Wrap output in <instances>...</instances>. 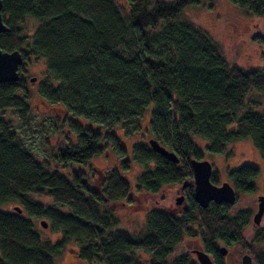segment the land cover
I'll list each match as a JSON object with an SVG mask.
<instances>
[{"label":"trees","instance_id":"16d2710c","mask_svg":"<svg viewBox=\"0 0 264 264\" xmlns=\"http://www.w3.org/2000/svg\"><path fill=\"white\" fill-rule=\"evenodd\" d=\"M201 1L126 0L123 11L113 0H1L9 31L0 33V49L18 50L23 61L42 59L47 77L40 95L83 121L62 122L74 140L55 149L56 162L85 165L110 150L119 164L98 170L93 182L82 171L67 177L36 160L0 115V206L15 204L21 210H0V264H55L71 241L85 264H196L178 252L187 238L198 240L213 263L221 261L220 243L240 244L254 264H264V229L249 240L243 236L251 209L237 210L238 198L232 206L209 203L206 208L192 198L189 160H202V152L190 136L202 139L214 154L230 142L249 139L264 161V69L247 71L229 63L208 35L173 20ZM228 1L252 16L264 15V0ZM28 20L37 22L31 33ZM148 106L153 137L176 154L178 163L143 142L133 143L132 159L143 168L133 191L124 177L126 151L111 129L118 124L126 134L138 129ZM5 108L21 119L29 115L23 77L0 83V112ZM257 174V168L242 165L227 176L234 191L246 195L254 192ZM210 182L217 185L215 174ZM185 183L186 206L172 214L163 201L171 204ZM136 192L151 206L145 228L129 233L117 228L112 206ZM31 193L52 204L32 201ZM23 212L44 218L58 239L42 240Z\"/></svg>","mask_w":264,"mask_h":264},{"label":"rangeland","instance_id":"374dc122","mask_svg":"<svg viewBox=\"0 0 264 264\" xmlns=\"http://www.w3.org/2000/svg\"><path fill=\"white\" fill-rule=\"evenodd\" d=\"M113 1L123 11L127 9L126 0ZM168 1L170 0H150L151 4ZM173 20L187 23L208 35L229 63L247 71L264 69V15L260 17L252 16L245 10L231 4L228 0H202L196 5H188L181 9ZM36 24V21L28 20L27 31L31 33ZM21 71L27 88L29 115L25 119H21L13 112V109L9 108L2 110L0 115L9 121L22 146L29 150L36 160L45 162L50 170H56L67 177L74 171H82L90 181L93 180L92 177L96 175L98 170L101 171L109 166L119 164V160L110 150L103 151L102 154L93 157L85 165L57 163L54 158L55 149L59 145H65L68 141L74 140V135L68 128L67 123L62 124V122L66 119H72L79 123H83V121L67 113L62 104L50 103L40 95V84L47 77L42 59L30 57L24 60ZM31 78H35V80L31 82ZM252 96L260 98L256 92ZM150 110L151 106L144 110L136 130H131L126 134L120 124L111 129L126 151L125 159L129 161V166L124 173V177L132 186L133 191H136V180L143 168L132 159V145L135 142H143L148 145L149 139H155L150 130ZM190 139L202 152L201 159L207 160L211 164L218 185L224 181L229 182L227 173L242 165L257 168L258 174L253 180L254 192L246 195L238 194L239 198L236 204L239 209H251L252 216L256 210V198L261 195L264 196V161L254 149L251 141L245 139L230 142L226 145L223 153L214 154L205 150L206 143L202 139L194 136H190ZM138 193L136 192L137 195L133 199L123 200L121 203L112 206L118 221L117 228L129 233H138L145 228V215L151 206L147 202V196ZM175 196L178 195L175 194L173 198ZM29 197L32 201L41 203L44 206L52 204V200L46 196L31 193ZM169 202L167 200L163 201L167 208L173 207L172 203ZM13 206L15 204L6 203L0 206V210L11 212ZM63 209L65 210V208ZM22 215L33 222L34 228L38 231L42 240L54 242L58 239V233L50 230L47 226L44 228L40 225L39 222L45 221L44 218H30L25 212ZM259 226L264 229V213ZM257 230L258 228L252 223L250 217L249 224L243 229L245 240H249L252 235L256 234ZM199 245L198 240L187 238L179 246L178 252L187 253L195 261L191 250L200 249ZM218 246H223V244L219 243ZM75 250L76 244L72 241L69 242L65 250L54 258L55 264H85L76 257ZM226 250L228 254L225 264H238L241 256L246 253V249L240 244L226 247ZM138 255L142 258L147 257L144 252H139Z\"/></svg>","mask_w":264,"mask_h":264},{"label":"water","instance_id":"95a60500","mask_svg":"<svg viewBox=\"0 0 264 264\" xmlns=\"http://www.w3.org/2000/svg\"><path fill=\"white\" fill-rule=\"evenodd\" d=\"M1 8L2 2L0 0V33H7L9 29L3 23ZM22 63V55L18 50L7 52L0 49V83L18 81L20 78L18 68ZM34 80L35 78L30 79L31 82ZM148 145L153 152L157 153L162 158L175 164L178 163L176 154L161 146L155 139H149ZM189 165L192 171V198L199 207L206 208L209 203L215 205L223 203L228 206H232L235 203L236 194L229 182L224 181L219 185L210 182L212 166L207 160H197L192 158L189 160ZM187 185L188 183L182 184L179 186L178 190L182 192L183 188ZM182 200L183 196L179 194L175 199V204L180 205ZM256 202L257 209L252 215L251 220L255 226H258L264 213V196H258ZM182 208L184 209L185 206L181 207V209ZM13 210L17 213H20L21 211L18 207H13ZM39 223L44 228L47 226L45 221H40ZM218 250L221 255L226 253L225 246H220ZM192 252L199 264H215L209 255L203 250L196 249ZM239 264H253L251 256L248 253H245L241 256Z\"/></svg>","mask_w":264,"mask_h":264},{"label":"flooded vegetation","instance_id":"af4514ba","mask_svg":"<svg viewBox=\"0 0 264 264\" xmlns=\"http://www.w3.org/2000/svg\"><path fill=\"white\" fill-rule=\"evenodd\" d=\"M24 62V61H23ZM18 71H19V76L20 77H22V72L20 71V69L18 68ZM212 174H213V169H212ZM218 185V184H217ZM186 187L187 186H185L184 188H183V190H182V192H180L178 189H177V192H176V195H179V194H181L182 196H183V200H182V202L180 203V205H176L175 204V199H176V197L177 196H175L173 199H172V205H173V207H171V212H172V214H179V213H181V211L183 210V208L181 209V207H183V206H186V192H185V189H186ZM192 194H193V192H192ZM235 194H236V198H239V195L235 192ZM262 196V195H261ZM160 206V205H159ZM146 207H147V205H146ZM255 209H257V202H256V204H255ZM237 210H239V208L237 209ZM237 210H235V211H237ZM256 211V210H255ZM255 227H257L258 229L260 228V226L258 225V226H255ZM194 240H196V239H194ZM223 246H225L224 244H223ZM199 247H200V249L201 250H203L202 249V246H201V243H200V245H199ZM227 248L229 247V246H226ZM217 248H219V246L217 247ZM193 250H191V254L192 255H194V253L192 252ZM218 252H219V250H218ZM227 254H228V252H227V250H226V253L224 254V255H221L220 254V252H219V259L221 260L220 262H219V264H225V261H226V258H227ZM194 258H195V255H194ZM195 261H196V258H195ZM236 261H237V259H236ZM252 262H253V259H252ZM196 264H199L197 261H196ZM215 264H218V263H215ZM239 264V263H238ZM253 264H254V262H253Z\"/></svg>","mask_w":264,"mask_h":264}]
</instances>
